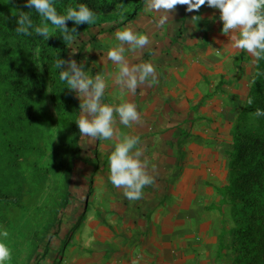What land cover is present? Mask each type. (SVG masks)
<instances>
[{"label": "crops", "instance_id": "crops-1", "mask_svg": "<svg viewBox=\"0 0 264 264\" xmlns=\"http://www.w3.org/2000/svg\"><path fill=\"white\" fill-rule=\"evenodd\" d=\"M176 6L161 23L164 11L145 4L132 20L99 37L107 46L97 53L105 54L126 27L148 36L141 49L125 45V57L130 65L151 63L157 83L145 82L131 94L114 83L119 65L108 58L102 64L113 71L106 88L112 104L134 103L140 115L113 139L139 138L136 150L153 183L140 199L129 200L124 188L111 183L109 166L100 169L85 224L91 232L85 241H70L66 264H231L230 255H218L225 254L223 227L211 206L220 199L215 187L227 183L230 128L244 105L255 57L234 47L231 32L221 31L218 9Z\"/></svg>", "mask_w": 264, "mask_h": 264}, {"label": "trees", "instance_id": "trees-1", "mask_svg": "<svg viewBox=\"0 0 264 264\" xmlns=\"http://www.w3.org/2000/svg\"><path fill=\"white\" fill-rule=\"evenodd\" d=\"M53 4L59 14L86 4L96 13L94 22L68 21L67 27H76L69 43L25 0H0V229L8 232L7 264H62L65 249L82 232L93 208L94 180L106 169L91 159L80 169L88 151L75 123L83 97L60 80L56 61L78 62L86 49L97 52V38L132 20L146 3ZM19 11L32 18L31 36L15 31ZM42 22L50 29L48 40L35 33ZM257 109L264 110V60L255 58L244 105L230 128L227 183L215 187L220 199L211 206L221 214L224 231L226 210L232 221L227 244L231 264H264V116L257 117Z\"/></svg>", "mask_w": 264, "mask_h": 264}, {"label": "clouds", "instance_id": "clouds-1", "mask_svg": "<svg viewBox=\"0 0 264 264\" xmlns=\"http://www.w3.org/2000/svg\"><path fill=\"white\" fill-rule=\"evenodd\" d=\"M146 7L150 10L165 13L161 23L169 16V10L176 5H187L188 11L199 10L202 5L218 9L220 20L223 22L221 31L224 34L231 32L234 47L245 50L257 60H264V0H145ZM25 6L33 8L43 18L59 30L63 41L71 43L76 36V27H67V22L74 25L82 23L92 24L96 13L86 4H80L75 9L68 8L66 13L59 14L54 7L53 0H25ZM195 21L200 17L196 16ZM17 27L15 31L26 36H31L33 21L29 12L19 11L16 16ZM35 33L48 40L51 36L47 24L35 27ZM237 33V35H233ZM118 44L107 52L108 59L119 65L115 74L114 83L121 89L134 94L137 87L145 82L157 83L156 70L151 63L130 65L125 57V45L128 50L141 49L148 44L146 34L135 32L131 28H124L115 33ZM67 64V67H63ZM59 69L60 80L66 82L67 89L76 90L80 103V117L75 122L81 136L93 140H111L114 136V124L118 118L119 123L131 127L138 123L140 115L137 107L131 102L118 104L102 102L107 87L108 77L96 74L89 75L84 71V65L73 60L65 61L59 58L56 61ZM252 103L251 99L248 101ZM256 116H264V110L257 109ZM139 138L124 136L116 143L109 156L110 181L115 187L125 189V196L129 200H138L142 196V189L153 183V178L146 172V165L140 159L141 153L136 150ZM8 236L6 230L0 229V264H7L11 258V249L4 242Z\"/></svg>", "mask_w": 264, "mask_h": 264}, {"label": "rangeland", "instance_id": "rangeland-1", "mask_svg": "<svg viewBox=\"0 0 264 264\" xmlns=\"http://www.w3.org/2000/svg\"><path fill=\"white\" fill-rule=\"evenodd\" d=\"M180 5H177L176 6V10L177 11H181V10L182 11L183 10L185 11V10H187V6L186 5H181V6ZM183 19H185V15L183 16ZM104 42L105 41H101V39L98 37L97 40H96V46L98 48H101V49L102 48H105L107 45L106 46H102ZM91 45L93 46V45H95V43H91ZM81 55H82V57L80 58V60L78 62L76 61L77 64L79 62L83 63V65H84V71L87 72L89 75L101 74V75H104V76L108 77L109 79L106 80V84L110 81L107 84L108 85L107 87H109V85L112 82L111 75H112V72L113 71L108 66H104L102 64V61L107 60V58H108V57H106L107 56V53L105 52V54H103V53L100 54L99 52L97 53V52H94L93 50L87 51V49H86V52L84 51V53H82ZM104 98L106 99V103H111V104L113 103V102H111V100H112L111 99V92L108 91V89H105V96H104ZM133 127L132 126L131 127H126V126L120 124L119 121L115 122V124H114V136H113V138L116 137V136L120 138V132H122V128H126V130H127V129L133 128ZM83 138H84V142L87 144L88 151L85 154V157H84L83 162H81V164H80V169L82 170V169H84V167L87 166V162H86L87 159H89V160L91 159V163L93 165L98 164L97 167H100V168H105L106 166H109V160H107V162H105L104 166L102 164H103V161L106 160V156L109 158L110 154L108 152L112 153V151L114 150V146L117 143L116 140H114L113 138L111 140H104V139H95V140H93V139H91L89 137H84V136H83ZM219 146L220 147H219V150L218 151H220V153H222V155H224L225 154L224 151L226 150V148H222L221 145H219ZM224 146H226V144ZM104 150L106 151V154H103ZM222 155H220V158H221ZM225 172H226V170H225ZM225 175L226 176H225L224 181L226 183L227 182V174L225 173ZM216 202H217V198H216ZM92 203H94L93 200H92ZM91 209L92 208L90 207V211L88 212L89 214L91 212ZM211 213H216V215L219 216L218 211H213ZM79 216H81V214ZM225 217L227 219H226V222L224 224V227L226 229H228V230H225V231L223 230L224 232H223V235H222L223 236V240L222 241H223V244H224V247L223 248H225V254H223L221 252L218 253V255H220V257H223V259L226 258L225 256H228L229 255V252L227 251L228 250L227 244H228V242L230 240V231H229V229L232 226V221L229 218L228 210H226ZM73 220H76V219L73 217ZM217 220L218 219L215 218V222H217ZM86 222L87 221H85V223ZM90 232H91V226L90 225H86L84 232L82 234H80V235L78 234L79 237L77 235L72 240H74L75 242H77L79 239H80L79 242L81 240H84L85 241L86 237L90 234ZM65 254H66V251H64V254H63L64 255V258H63L62 264H66L67 263V258L65 257Z\"/></svg>", "mask_w": 264, "mask_h": 264}]
</instances>
